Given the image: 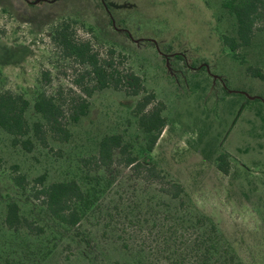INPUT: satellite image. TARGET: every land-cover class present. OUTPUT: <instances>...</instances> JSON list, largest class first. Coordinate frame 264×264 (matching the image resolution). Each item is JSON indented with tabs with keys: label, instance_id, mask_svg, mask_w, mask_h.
<instances>
[{
	"label": "rangeland",
	"instance_id": "rangeland-1",
	"mask_svg": "<svg viewBox=\"0 0 264 264\" xmlns=\"http://www.w3.org/2000/svg\"><path fill=\"white\" fill-rule=\"evenodd\" d=\"M102 1L111 15L101 0H0V89L28 99L30 124L43 121L33 109L37 92L54 97L69 131L63 139L46 130L45 144L31 135L28 151L0 128V264H217L223 254L264 264V79L245 69L264 73V16L234 58L222 35L234 33L235 20L221 0ZM61 22L102 55L113 49L118 68L140 75L164 102L166 125L150 151L133 111L139 96L113 88L87 96L91 77L51 37ZM82 98L87 111L74 121ZM111 133L163 178L117 160L85 167L82 159ZM221 153L225 173L217 167ZM43 173L46 183L74 179L87 194L90 206L77 225L61 224L34 198L33 179ZM16 174L24 188L12 181ZM171 183L183 187L178 197L164 190ZM9 201L36 228H6ZM209 244L212 254L204 252Z\"/></svg>",
	"mask_w": 264,
	"mask_h": 264
},
{
	"label": "trees",
	"instance_id": "trees-1",
	"mask_svg": "<svg viewBox=\"0 0 264 264\" xmlns=\"http://www.w3.org/2000/svg\"><path fill=\"white\" fill-rule=\"evenodd\" d=\"M26 1L34 3L38 0ZM101 4L111 15V7L102 0ZM220 4L235 20L234 33L222 35V43L234 58H239V50L251 45L255 31L259 28L257 24L264 16V0H221ZM125 34L128 35V32L125 31ZM51 37L58 45L62 57L82 65L86 69L87 75L91 77L92 85L85 88L87 96H90L94 90L105 88L121 90L126 95L139 96L133 111L137 114V125L148 134L147 149L150 151L166 125V117L163 115L164 102L156 97L154 91L147 89L140 75L130 68H118L114 61L115 52L113 49H109L102 55L89 40L76 38L67 22L59 23L53 29ZM118 56L120 59L124 58L121 53ZM173 56L182 59L189 68L203 69V67L186 61L182 53H173ZM240 60L243 61L242 58ZM245 69L250 76L264 79V73L260 67L248 64ZM41 76L46 79L48 72L43 71ZM83 78V73H80L76 79L77 84L83 82ZM88 104L89 102L85 98L75 104L72 107V120L76 121L85 115ZM28 106L29 101L22 94L0 89V128L11 136L13 144H19L29 151L33 144L31 135L39 143L45 144V132L48 129L54 133L62 134V138L67 139L69 135L68 122L63 120L62 109L54 97L43 91L37 92L35 96L33 109L41 115L43 121H35L30 124L25 115ZM116 155L118 157L115 159ZM225 156V153H221L217 157V167L224 173L227 171ZM116 160L124 166L142 167L147 176L154 180L163 178L160 169L154 164L145 165L137 160L130 151L129 144L123 140L119 133L103 135L98 143L97 154L83 158L82 163L85 167L92 165L109 167ZM12 181L19 188H24L28 184L22 174L14 175ZM32 188L34 198L39 200L52 218L66 226L77 225L84 211L90 206L87 194L74 179L46 183L43 173L33 179ZM164 190L172 197H178L183 191V187L179 183H171ZM3 223L10 230L24 228L32 231L36 228L32 221L21 215L20 206L16 201H9L6 204ZM212 228L214 229L213 225ZM211 246V244L206 246L204 252L212 254ZM217 261V264H241L233 254H223Z\"/></svg>",
	"mask_w": 264,
	"mask_h": 264
},
{
	"label": "water",
	"instance_id": "water-1",
	"mask_svg": "<svg viewBox=\"0 0 264 264\" xmlns=\"http://www.w3.org/2000/svg\"><path fill=\"white\" fill-rule=\"evenodd\" d=\"M249 97H251V96H249Z\"/></svg>",
	"mask_w": 264,
	"mask_h": 264
}]
</instances>
